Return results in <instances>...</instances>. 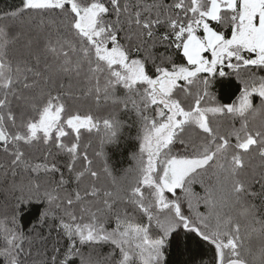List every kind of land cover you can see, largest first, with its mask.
<instances>
[{"label":"snow or ice","instance_id":"snow-or-ice-1","mask_svg":"<svg viewBox=\"0 0 264 264\" xmlns=\"http://www.w3.org/2000/svg\"><path fill=\"white\" fill-rule=\"evenodd\" d=\"M181 232L264 264V0L0 13V264H169Z\"/></svg>","mask_w":264,"mask_h":264},{"label":"trees","instance_id":"trees-1","mask_svg":"<svg viewBox=\"0 0 264 264\" xmlns=\"http://www.w3.org/2000/svg\"><path fill=\"white\" fill-rule=\"evenodd\" d=\"M20 4V0H0V13L14 10ZM35 35V33H32ZM228 71V69H225ZM217 99L221 103H230L238 95V81L235 77H225L214 88ZM72 103H87L86 101H71ZM238 126V125H237ZM117 170L128 164L127 154L116 153L112 157ZM259 161L254 162L258 164ZM203 210V209H202ZM37 214L35 208L25 210L26 220H33ZM214 255L212 246L201 242L191 234L181 232L169 249V264H211Z\"/></svg>","mask_w":264,"mask_h":264}]
</instances>
